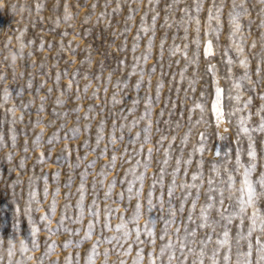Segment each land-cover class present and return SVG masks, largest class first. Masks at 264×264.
<instances>
[{
    "label": "rangeland",
    "instance_id": "374dc122",
    "mask_svg": "<svg viewBox=\"0 0 264 264\" xmlns=\"http://www.w3.org/2000/svg\"><path fill=\"white\" fill-rule=\"evenodd\" d=\"M0 77V264H134L137 249L142 264L149 251L160 264L169 240L174 246L185 240L199 251L201 239L209 264L214 251L217 264L223 254L237 264L249 241L247 259L264 264L257 253V237L264 243L259 226L241 239L250 221L233 216L225 222L219 215L221 206L231 211L238 204L241 176L231 171L237 150L242 164L251 159L242 116L253 130V178L264 171V0H0ZM217 89L221 120L212 110ZM197 189L192 223L187 217ZM256 191L264 206L258 185ZM138 202L140 214L132 220ZM209 203L210 220L219 221L215 230L197 228L185 237L184 225L197 227ZM173 210V222L165 225ZM122 217L127 239L116 228ZM146 221L149 228L155 222L154 236L145 231ZM137 227L143 243L136 242ZM224 227L229 242L219 245ZM112 236L119 242L105 239ZM129 244L132 250L122 254ZM175 255L183 259L178 250Z\"/></svg>",
    "mask_w": 264,
    "mask_h": 264
},
{
    "label": "snow or ice",
    "instance_id": "6c2138e0",
    "mask_svg": "<svg viewBox=\"0 0 264 264\" xmlns=\"http://www.w3.org/2000/svg\"><path fill=\"white\" fill-rule=\"evenodd\" d=\"M39 7V5H38ZM235 8V5L233 6ZM197 11H199V6H197ZM217 12H219V8L216 9ZM231 15V14H230ZM211 10L209 11V19H211ZM231 18L233 20L236 19L235 16H231ZM155 20V17H153V21ZM197 23H199L197 21ZM240 27V25L237 23L235 25L236 30H238ZM31 43V42H29ZM150 46V45H149ZM211 47V42H208V44L205 47V54H208V51ZM21 48H23V44H21ZM29 55H31V53H29ZM145 59H147V55H145ZM242 64H245V61H241ZM133 67H135V65H133ZM142 71V70H141ZM257 71H259V68L257 69ZM59 79V77H57ZM244 78H247V73H245ZM0 79H2V77H0ZM140 86V80L137 81L136 83V87ZM157 89H159V85H157ZM219 92L220 90L217 89V95L219 96ZM7 88H5V97L7 98ZM59 103V101H58ZM78 111V109H76ZM212 110L213 112L216 114L217 119H221V113L220 110L217 107L216 102H213V106H212ZM129 111H131V109H129ZM146 113H147V109H146ZM133 123H136V121H133ZM246 123V119L245 117H241L240 118V131L248 134L249 135V144H248V148H247V156L249 158H251L246 164H242L241 163V154L239 152V150H237L236 155H235V165L236 167L234 169H232L231 171H235V172H239L241 179H240V188H239V192L240 195L237 198L238 199V204L235 207L234 210L229 211L228 208H224L223 206H221V208L219 209V215H220V219L224 220L225 222L229 221L230 217L233 216H239L241 217V223H243V221L245 219H247L248 221H250L249 225H248V232L245 236H240L241 239L247 238V237H251L252 233L257 229V226H259V231L261 234H264V206H258L257 203V199H258V193L256 191V186L258 185L261 193L260 194H264V171H261L258 175V177L253 178L252 173L256 170L257 167V162H256V158H257V153L256 150L254 149L253 143L251 141V131H253L252 129L248 128L245 126ZM101 124H103V122H101ZM150 125V122H149ZM113 128L115 129V121L113 122ZM124 129V125H121V131L123 132ZM130 130V129H129ZM260 130L264 131V121H262L261 125H260ZM73 132V134L75 135L78 132V129L73 128L71 130ZM145 136L144 139L145 141L148 140V136H147V132L149 131L148 127H145L143 129ZM103 132V128H99L98 132H97V142H99L100 136ZM139 132L136 134L137 136H139ZM67 138V137H65ZM123 137L121 136V139ZM14 137H13V141H14ZM161 139H163V137H161ZM134 142V140H133ZM65 147H67V145H65ZM94 150V149H93ZM152 149L150 148L148 150L149 156L151 155ZM104 153L102 152L101 155H103ZM77 159H80L79 157ZM116 157L113 156L112 160L115 161ZM92 162H89V164H91ZM140 164V161H137L136 166L138 167ZM177 164H179V161H177ZM148 164L145 163L144 164V168L147 169ZM132 172H135L136 168L132 167L130 169ZM175 171H179V169L177 168ZM161 172H163V169H161ZM100 175H104L103 172L100 173ZM81 179L83 180V176L81 177ZM137 179L140 181L141 185L143 184V173H140V175L137 177ZM193 179H195V175H193ZM228 180H229V187H231V182L233 180V176L231 175V172L228 175ZM102 183V181H101ZM114 183V181H113ZM128 183L130 184L131 181H128ZM211 183V182H209ZM161 184L163 185V177H161ZM83 183H81L80 188H81V193H80V201L82 202L84 199V193H83ZM109 189H111L112 184H109ZM174 187H175V181H173L171 184H169L168 186V196L171 198L174 194ZM181 188L185 187V185H180ZM187 187L191 188L193 187V185H188ZM129 192L132 191L131 188L128 189ZM34 194V193H33ZM45 194H47V188H45ZM109 193H106L105 195L107 196ZM190 195V193H184V199H187L188 196ZM137 196H139V190H137ZM199 199V189H197L196 192V196L192 199V208L189 209L188 211V220L192 223H196L195 221H192V216H193V212L194 209L196 207V203L197 200ZM213 198L211 196H208V200L211 201ZM93 203H95V201H93ZM149 205H151V200H149ZM79 206V205H78ZM213 205L211 203H209L206 206H202L199 212V223L197 224V227L192 228L191 231L188 230V225L185 224V237H189L192 236L194 237L196 235L197 232V228H204V227H211L213 230H215V227L219 224V221L217 220H210V216L208 214L207 209L211 208ZM162 207H163V202H162ZM169 207L171 208V200H169ZM251 208L252 210V214L250 216L247 215L246 210ZM55 210V201H53V211ZM89 211H91V208L89 209ZM180 211L183 212L184 211V204L183 201H181V205H180ZM224 212H229L228 216L224 215ZM140 214V204L139 202L136 204V215L132 217V220H136L138 218ZM96 215L98 216L99 213L97 212ZM175 217V210L172 211L171 216L164 220L165 225H168L169 223L173 222ZM41 219H44V217H41ZM63 219V218H62ZM149 222L146 221V227H145V231L150 235V236H154V225L155 222H151L153 227L149 228L147 227V224ZM92 226H93V222L89 221V228H88V232L85 233L86 236H90L91 235V230H92ZM103 227L107 228L108 224L105 223L103 225ZM116 228L118 230H123V237L124 239H127L129 236V232L127 230V221H125L123 219V217L121 218V223L118 224L116 226ZM49 232H52V229H48ZM178 231V230H177ZM35 232L36 229L33 228V240H32V247L35 248L36 242H35ZM208 235V239H211L210 234ZM239 236V234H238ZM223 237L224 239L218 241L217 243L219 245H226L228 244L229 240V233L227 230V227H224L223 230ZM161 239H164L163 236L160 237ZM107 240H116L117 242H119L120 237L118 236H112L110 238H105ZM136 242L137 243H143V241L140 240V229L139 227L136 228ZM154 242V241H153ZM70 243V242H68ZM99 240H97L96 243L93 244L92 246V252L93 255H96V247L98 246ZM207 241H205L204 239H201L198 244H199V251H196L193 247L189 246L188 243L185 242V240H181L178 244V246H174L171 242V240H169L168 244L161 247L160 249V253H161V261L160 264H189V255L191 254V261L190 264H209V261H206L205 255H206V251H205V245H206ZM256 243L258 245H260L257 248V253L260 254V260H264V243L261 242V240L259 239V237H257ZM65 246H67V243L65 244ZM50 248L52 246H49ZM248 249L249 251L247 253H238V255H243L245 258L243 260H240L237 262V264H251V262L247 259V256L251 255V249H252V243L249 241L248 243ZM132 250V245L129 244L127 249H123L121 248L120 251L122 252V254H127V252ZM178 250L180 252V257H182L183 259L177 257L175 255V251ZM143 250L142 249H137V259L134 261V264H142L143 262V255H142ZM104 256L107 257L109 255V251L107 249L104 250ZM148 256V264H157L156 260L153 258V253L151 251H149L147 253ZM166 258V259H165ZM210 260V264H217V256L215 251L213 252L212 257L209 258ZM121 264H124L123 261H121ZM222 264H230V257L228 254H223L222 256ZM257 264H259V261L257 262Z\"/></svg>",
    "mask_w": 264,
    "mask_h": 264
},
{
    "label": "bare ground",
    "instance_id": "6f19581e",
    "mask_svg": "<svg viewBox=\"0 0 264 264\" xmlns=\"http://www.w3.org/2000/svg\"><path fill=\"white\" fill-rule=\"evenodd\" d=\"M213 102H216L218 109L221 110V109H220V92H219V96H218V95H217V90H216L215 93H214V99H213ZM213 102H212V106H213ZM220 112H221V111H220ZM221 119H223V118H221ZM221 119H220V120H221ZM219 128H221V127H219ZM223 128H224V126H223ZM221 129H222V128H221Z\"/></svg>",
    "mask_w": 264,
    "mask_h": 264
}]
</instances>
